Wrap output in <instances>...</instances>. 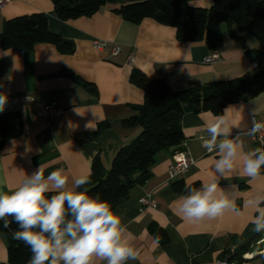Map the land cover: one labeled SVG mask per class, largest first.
Instances as JSON below:
<instances>
[{
	"label": "crops",
	"instance_id": "obj_1",
	"mask_svg": "<svg viewBox=\"0 0 264 264\" xmlns=\"http://www.w3.org/2000/svg\"><path fill=\"white\" fill-rule=\"evenodd\" d=\"M126 1L113 0L88 16L66 21L57 17L52 0H9L0 8V30L5 19L40 12L47 18L49 31L73 42L70 53H61L51 43H37L30 50L5 49L0 43V96L8 99L25 93L55 103L62 110L45 122L38 118L31 103L12 107L6 101L0 114L18 111L21 132L7 137L0 150V191L15 189L26 174L40 165L45 176L63 169L69 177L89 178L92 160L98 154L108 169L116 150L141 131L139 125L126 127L122 123L144 99L142 89L129 80L134 68L149 78L164 79L173 90L253 74V63L240 44L229 38L225 24L221 27L222 41L217 45L204 40L181 41L176 38L174 27L153 18H143L138 23L123 19L114 9ZM187 1L194 7L211 5V0ZM243 36L248 48H259L250 34ZM97 40L109 46L117 44L120 51L113 55L109 48L98 49L93 45ZM215 48L219 57L205 62ZM130 55L132 60L128 61ZM63 71L78 79L61 75ZM92 85L94 93L89 91ZM220 116L239 125L232 133L264 119V91L230 103L220 113L201 110L181 116L182 143L194 163L169 180L167 169L174 151L159 150L150 177L113 207L138 252V258L128 264H214L226 251L244 246L254 249L259 233L251 221L257 213L246 202L264 195V169L255 179L239 172L219 178L220 188L235 201L238 212L226 211L215 219L195 222L178 212L177 201L185 194L177 189L178 184L200 186L216 177L213 166L217 157L202 146L201 137L207 135L206 123ZM240 139L244 151L264 148L247 134H241ZM145 194L151 195L155 206L141 211L138 199ZM0 264H11L1 232ZM237 264H264V255L258 250L246 252Z\"/></svg>",
	"mask_w": 264,
	"mask_h": 264
},
{
	"label": "trees",
	"instance_id": "obj_2",
	"mask_svg": "<svg viewBox=\"0 0 264 264\" xmlns=\"http://www.w3.org/2000/svg\"><path fill=\"white\" fill-rule=\"evenodd\" d=\"M109 2L113 0H52L57 17L64 21L88 16ZM114 11L131 23L153 18L174 27L178 40H204L211 45L221 43V27L225 24L227 35L240 44L253 63L254 72L251 76L173 90L164 79L149 78L139 69H132L129 80L142 89L144 99L134 107L135 113L122 123L126 127L139 125L141 131L129 144L116 150L108 169L105 170L100 156L95 155L88 183L84 186L90 195H99L112 207L124 200L134 186L150 177L154 156L159 150L180 147L183 142L180 121L184 113L201 110L220 113L226 105L264 91V0H211L209 8L191 6L187 0H127ZM243 34H250L259 48H248ZM0 43L5 49L30 50L37 43H51L61 53L73 50L71 40L48 30L47 18L40 12L5 19L0 30ZM61 75L78 79L64 71ZM89 91L94 93L95 87L92 85ZM20 132L18 111L0 114V150L7 137ZM192 186L199 187L197 184ZM177 189L186 193L187 186L181 183ZM16 228L14 223L8 229L0 226L6 240L8 262L28 264L31 253L22 242L14 239L12 232ZM254 250L244 246L230 253L229 259L237 264L243 253ZM257 250H261V246Z\"/></svg>",
	"mask_w": 264,
	"mask_h": 264
},
{
	"label": "clouds",
	"instance_id": "obj_3",
	"mask_svg": "<svg viewBox=\"0 0 264 264\" xmlns=\"http://www.w3.org/2000/svg\"><path fill=\"white\" fill-rule=\"evenodd\" d=\"M6 101L0 96V111ZM234 127L239 125L225 116L206 123L202 146L217 157L216 177L199 187L187 186L177 201L184 219L195 222L238 212L235 201L220 188L219 178L233 172L253 179L261 175L264 148L244 151L242 133L234 136ZM262 130L264 123L254 122L247 134ZM44 172L40 165L15 189L0 191V226L17 225L12 234L30 250L28 264H128L138 258L131 234L111 203L84 188L88 177H69L63 169L47 176ZM246 206L257 213L251 221L254 231L264 233V195L253 197Z\"/></svg>",
	"mask_w": 264,
	"mask_h": 264
},
{
	"label": "built area",
	"instance_id": "obj_4",
	"mask_svg": "<svg viewBox=\"0 0 264 264\" xmlns=\"http://www.w3.org/2000/svg\"><path fill=\"white\" fill-rule=\"evenodd\" d=\"M9 0H0V8L3 7ZM93 45L96 48H109L111 53L113 55H116L120 51V46L117 44H113L109 46L105 41H94ZM219 57V51L215 48L213 51L208 54L204 61L205 62H211ZM132 57L131 55L128 57V61H131ZM8 103L12 107H19L20 105L24 103H31L32 106L36 110V114L38 118L41 121L50 122L51 119L54 117L60 115L62 113V110L57 107L55 103H46L44 101L31 98L29 95L25 93L21 94H15L8 97ZM255 123H264V119L262 120H255ZM253 122V123H254ZM253 123L246 127L245 129L235 131L232 134L235 136L238 133L247 134L248 130H250L253 127ZM251 140L257 144L259 147L264 146V130L256 132L254 134H247ZM208 152V151H207ZM194 163L193 159L188 155V152L182 143L180 147L173 152V158L171 164L168 166L167 169V175L168 179L172 180L176 178L177 176L183 174L185 171H187L190 166ZM138 202L140 203V210L143 211L146 208L154 207L155 201L151 197L150 194H145L144 196L140 197L138 199ZM264 239V233H259V238L256 241L257 246H261V240ZM261 251V250H259ZM232 253L231 251L224 252L221 257L215 260L214 264H236L234 260L229 259V255Z\"/></svg>",
	"mask_w": 264,
	"mask_h": 264
},
{
	"label": "water",
	"instance_id": "obj_5",
	"mask_svg": "<svg viewBox=\"0 0 264 264\" xmlns=\"http://www.w3.org/2000/svg\"><path fill=\"white\" fill-rule=\"evenodd\" d=\"M178 148H179V146L177 145V146L169 147L168 150H169V151H175V150H177ZM260 254L264 255V253H261V252H260Z\"/></svg>",
	"mask_w": 264,
	"mask_h": 264
},
{
	"label": "bare ground",
	"instance_id": "obj_6",
	"mask_svg": "<svg viewBox=\"0 0 264 264\" xmlns=\"http://www.w3.org/2000/svg\"><path fill=\"white\" fill-rule=\"evenodd\" d=\"M261 245H262V247H261V251L260 252L264 253V239L261 240Z\"/></svg>",
	"mask_w": 264,
	"mask_h": 264
},
{
	"label": "rangeland",
	"instance_id": "obj_7",
	"mask_svg": "<svg viewBox=\"0 0 264 264\" xmlns=\"http://www.w3.org/2000/svg\"><path fill=\"white\" fill-rule=\"evenodd\" d=\"M258 248H260V246H257V245L254 246L255 250H257Z\"/></svg>",
	"mask_w": 264,
	"mask_h": 264
}]
</instances>
